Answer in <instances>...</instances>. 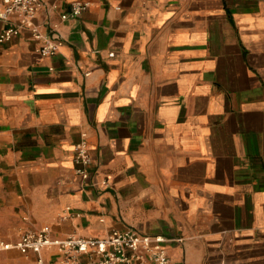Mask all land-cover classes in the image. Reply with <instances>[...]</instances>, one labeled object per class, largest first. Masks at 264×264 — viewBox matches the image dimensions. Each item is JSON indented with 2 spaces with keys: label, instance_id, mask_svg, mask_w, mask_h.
<instances>
[{
  "label": "crops",
  "instance_id": "1",
  "mask_svg": "<svg viewBox=\"0 0 264 264\" xmlns=\"http://www.w3.org/2000/svg\"><path fill=\"white\" fill-rule=\"evenodd\" d=\"M40 1L58 51L28 29L0 42V240L131 226L181 237L175 264H264V0H88L64 20L75 0ZM82 137L108 185L81 186Z\"/></svg>",
  "mask_w": 264,
  "mask_h": 264
},
{
  "label": "built area",
  "instance_id": "2",
  "mask_svg": "<svg viewBox=\"0 0 264 264\" xmlns=\"http://www.w3.org/2000/svg\"><path fill=\"white\" fill-rule=\"evenodd\" d=\"M89 4L88 0L72 1L69 10L60 15L61 19L79 16ZM41 5L40 0H0V42L8 41L23 29H28L32 37L40 41L38 51L42 56L55 54L61 45L60 35L54 26L46 32L36 23ZM73 161L81 186L108 185L107 179L91 180L92 155L83 137L74 146ZM173 240L183 241L181 237L141 234L131 226L112 228L100 237L70 234L53 238L51 227L46 224L21 231L13 242L0 240V250L15 248L22 253L32 251L39 263H42L44 249L56 247L63 254V264H175L166 245ZM81 255H85L87 261H82Z\"/></svg>",
  "mask_w": 264,
  "mask_h": 264
}]
</instances>
